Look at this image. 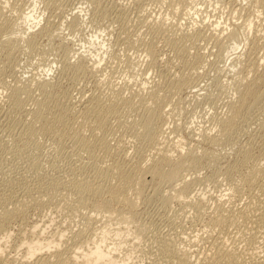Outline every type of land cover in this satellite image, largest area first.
<instances>
[{
    "label": "rangeland",
    "instance_id": "374dc122",
    "mask_svg": "<svg viewBox=\"0 0 264 264\" xmlns=\"http://www.w3.org/2000/svg\"><path fill=\"white\" fill-rule=\"evenodd\" d=\"M1 9L6 14L0 15V120L7 123H0V201L30 193L40 201L29 204L25 219L12 222L11 234L21 224L28 229L39 221L62 223L72 228V236L63 239L67 253L88 255L100 246L121 262L130 259L128 230L118 233L119 226L111 224L107 238L91 229L77 239L80 215L88 211L77 217L71 211L74 194L54 203L38 189L69 179L70 168L79 173L84 166L91 175L93 164L115 186L137 162L150 166L156 143L141 133V125L157 113L156 131L165 138L158 144L171 146L175 162H196L181 176L203 180L195 188L209 198L208 214L198 219L194 206L181 202L164 212L157 185H146L138 220L172 242L201 237L218 199H227V165L238 150L263 143L264 98L245 88L264 89V0H0ZM32 23L39 26L30 30ZM14 39H23L15 50L6 44ZM47 117L55 120L49 135L41 129ZM223 138L236 147L218 144ZM245 197L234 201L236 207ZM15 235L12 241L0 237V254L35 260L28 249L13 247ZM117 242L128 248L116 252ZM209 244L204 240L191 252L203 253Z\"/></svg>",
    "mask_w": 264,
    "mask_h": 264
},
{
    "label": "bare ground",
    "instance_id": "6f19581e",
    "mask_svg": "<svg viewBox=\"0 0 264 264\" xmlns=\"http://www.w3.org/2000/svg\"><path fill=\"white\" fill-rule=\"evenodd\" d=\"M1 14L5 16L4 9H1ZM30 16L34 18V14H30ZM37 19L40 20L36 18V20L32 21L38 22ZM78 23L77 20L73 22L72 26L74 29L78 26ZM6 24L7 22L4 23V25ZM28 26L30 28V24ZM38 26V24L32 23L30 30L32 28L36 29ZM22 40H10L6 44L15 50ZM78 56L86 57L84 53H78ZM245 90L248 94H253L261 99L264 98V89L254 90L246 87ZM242 105L243 107H247L246 102L242 103ZM160 118L159 114L152 113L150 119L141 125L143 129L141 133L147 134L146 137L151 144L155 145L156 143V154L153 155L150 166H144L142 162H137L138 165L130 166L131 168L124 172V177L115 186L109 181L110 174L99 170L93 164L89 166L93 169V175L87 173L85 175L87 167L84 166H80V174L77 170L70 168L69 179H57V181L56 179H52L56 181L54 185L49 183V187L46 185L48 188L44 191L43 189H38L40 193L47 194V200L51 202H54L58 197L63 198V196L64 198L72 197L73 199L74 196L72 194H74L76 200H74L75 203L71 204L75 206L71 211L77 212V214L75 213L76 216L82 210H84L83 212L88 211V215L82 213L80 215V223L77 225L81 224L79 226H82V229L77 234H74L77 239L83 240L86 232L91 229L94 230V236L100 231V234L104 238H107V231L111 224L119 226L118 233L128 230L127 232L131 233L130 237H132L131 241L127 240L129 243H132L129 246L130 249L127 255V258L130 259L121 262V258L118 256H111L110 253L109 255L105 254L100 246L96 247V249L93 248L91 254L88 255H78L77 252L67 253L68 250L65 247L63 239L64 237L72 236V228H69L70 226L65 227L66 225L63 227L62 223L61 225H57L55 220L56 224L50 221L49 223H39V221L28 229L21 224L19 230L17 229L19 233L15 232L17 235L11 234L10 227L13 225L12 222L22 217L25 219V215H28L27 212L29 210L27 211L26 208L29 207V204L40 202L36 194L30 193V196L27 198L20 196L17 199L10 198L7 201H0V237L2 236L8 241L12 238V241L15 235L17 237V244L13 247L16 249L26 248L28 249V255L31 257L36 255L37 257H34L35 260L30 261L27 257L9 260L7 252L4 251L0 254V264H127V261L133 264H264V139L262 140L263 143H260L261 146L250 145L245 149L238 150L236 161H233L231 165L228 164L229 166L227 165V179L229 183L228 192L225 195L227 199L224 197L218 199L216 207L212 208L213 211L208 215L205 233L201 234V237L188 240L187 244L189 245L183 241L180 244L179 242L182 239L179 242V239L177 242H175L176 240L172 242L167 237L159 236V233L152 231L153 229L150 226L139 222L138 217L141 214L138 211L137 205L141 198L142 189L146 185H157L155 186L156 194L162 198L160 206H158L164 212L168 211L174 202H181L185 206H194L198 219H203L208 214L204 206H207L205 203L208 204L209 198H206L201 192L198 194L199 190L196 191L195 188L196 185L202 184L203 180L198 176L193 180H187L188 176H181L184 171L193 165L196 166V162L193 164L190 163L191 160L185 161L183 159L175 162L172 159L171 146L168 148L165 144H158L161 139L165 140L164 136L161 135L162 133H159L158 130L156 131L157 122ZM2 121L7 123L6 119L0 120V123ZM54 124L55 120L47 117L41 128L42 133L49 135ZM230 127V123H226L224 126L225 129H229ZM8 130L11 136H13L9 123ZM8 130L6 129L5 131L8 132ZM134 135L135 137L141 136L136 133ZM226 138L217 140V143L236 147V141L225 143ZM73 168L78 169L74 166ZM43 184L45 185V182L40 186ZM162 186L169 187V191L165 192V187L162 188ZM246 191L248 201H244L243 206L239 207V205V208L236 207V202L234 203V201H242ZM247 197L244 200H247ZM57 204L56 208L62 209L63 205ZM64 213L66 214V212ZM72 216L75 215L73 214ZM95 220L102 223L100 228L94 226ZM26 223L24 225L27 226L28 223ZM15 227L12 229H15ZM235 230V236L233 238V235L230 237ZM2 240L1 238L0 242ZM204 240L210 243L209 250L207 249L203 253L200 250H197V253L191 252V250L194 251L192 248L197 249L201 242L202 244L204 243ZM127 244V242H117L115 244V251L125 250L128 248ZM52 245H56V247H52ZM53 249L54 251H52Z\"/></svg>",
    "mask_w": 264,
    "mask_h": 264
}]
</instances>
